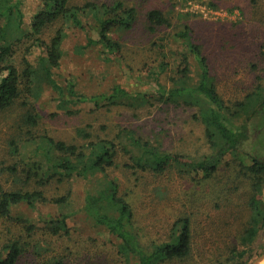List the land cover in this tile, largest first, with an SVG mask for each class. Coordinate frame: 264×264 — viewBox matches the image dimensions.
<instances>
[{"label": "trees", "instance_id": "1", "mask_svg": "<svg viewBox=\"0 0 264 264\" xmlns=\"http://www.w3.org/2000/svg\"><path fill=\"white\" fill-rule=\"evenodd\" d=\"M37 1L38 11L27 24L22 13L25 0H0V20H4L0 26V112L22 103L26 110L23 122L34 128L39 118L35 102L45 88L59 95V107L72 116L80 114V110H72L70 105L87 103L96 110L124 107L137 112L159 106L196 109L194 118L205 125L214 152L186 162L178 155L162 153L146 139L127 131L128 146L133 150L131 164L124 169L161 175L178 167L193 183L214 179L223 167L234 169L236 181L240 179L248 185L244 204L248 216L244 229L237 230L236 242L227 241L213 264H251L260 257L264 253V85L259 84L243 101L226 102L218 91L208 57L185 30L175 36L176 42L170 39L163 43L161 39L153 43L160 57L167 48L172 54L160 59L150 71L147 64L142 69L146 76L138 77L143 79L138 87L149 89L129 91L119 84L108 94L88 97L76 90L74 78L65 87L55 77L64 59L68 31L74 28L84 33L88 41L82 50L98 49L103 63L137 73L127 64L122 40L135 28L139 12L121 3L110 6L87 2L81 6L70 0ZM53 25L57 27L49 42L36 39L26 48L20 68L15 57L17 46ZM165 27H171V22L164 13H148L146 32L156 34ZM261 59L264 61V46ZM79 135L86 140L91 137L88 129L80 130ZM30 137L28 143L36 147L33 154L42 160L7 168L12 188L6 189L0 182V219L16 229L0 249V264H169L193 256V214L175 220L169 242L150 246L142 243L134 208L121 196V185L110 176L109 170L119 167V151L113 143H93L88 152L87 147L74 143L33 133ZM78 184L86 187L84 203L75 214L82 228L70 225L69 214L43 215L36 222L20 210L64 208L72 201ZM228 239L225 236L222 240Z\"/></svg>", "mask_w": 264, "mask_h": 264}, {"label": "rangeland", "instance_id": "2", "mask_svg": "<svg viewBox=\"0 0 264 264\" xmlns=\"http://www.w3.org/2000/svg\"><path fill=\"white\" fill-rule=\"evenodd\" d=\"M70 2L81 6L87 2L110 6L121 3L125 8L137 9V24L122 40L127 64L137 73L103 63L96 48L82 50L87 45V36L71 28L63 45L64 59L60 69L55 72L61 86L67 87L68 80L74 78L76 90L88 97L108 94L119 84L129 91L139 88L147 90V86L138 87V84L143 83V79L138 77L146 76L142 69L147 64L150 71V67L156 66L160 59L172 54L167 48L164 56L160 57L154 52L153 43L161 39H164L163 43L170 39L176 42L175 36L185 30H189V39L196 41L208 57L217 79L218 91L226 102L243 101L259 84L264 85V61L261 59L264 46V0ZM38 6L37 0H25L22 13L27 24L37 13ZM154 10L164 13L171 27L161 28L158 33L151 35L146 32V22L148 13ZM2 25L4 20H0ZM55 27L50 26L39 36L24 40V44L17 46L15 57L20 68L26 48L34 44L36 39L49 42ZM91 36L97 39L95 32ZM35 105L39 118L34 128L23 122L26 110L22 103L0 112V182L6 189L13 187L7 168L14 165L20 168L24 167V163L42 160L33 154L36 147L28 143L31 133L37 137L85 146L88 152L91 144L105 141L113 143L119 151V167L111 168L110 176L121 185V196L132 204L137 232L145 246L169 242L175 220L193 214V256L169 264H213L224 252L225 243L234 239L237 230L241 232L244 229L248 216L247 211H244L248 185L240 179L236 181L234 169L223 167L214 179L202 183H193L190 177L180 173L178 167H172L161 175L124 169L126 164H131L133 150L128 146V132L146 139L162 153L178 155L186 162L200 160L214 152L206 136L205 125L194 118L196 109L159 106L137 112L124 107L96 110L91 103H87L70 105L72 110H80V114L72 116L59 107V95L46 88ZM84 129H88L91 135L87 140L79 135V131ZM77 188L69 205L57 211L50 207H39L35 212H29L26 208L20 210L36 222L43 215L56 212L69 214L72 215L68 220L70 225L82 228L75 214L84 203L86 187L85 184H78ZM216 205L222 209H217ZM15 231L11 223L0 219V249ZM225 236H229V239L222 240ZM233 241L236 242V239Z\"/></svg>", "mask_w": 264, "mask_h": 264}, {"label": "water", "instance_id": "3", "mask_svg": "<svg viewBox=\"0 0 264 264\" xmlns=\"http://www.w3.org/2000/svg\"><path fill=\"white\" fill-rule=\"evenodd\" d=\"M264 255L260 256L259 258H257L253 264H264V262H260V260L262 259Z\"/></svg>", "mask_w": 264, "mask_h": 264}, {"label": "bare ground", "instance_id": "4", "mask_svg": "<svg viewBox=\"0 0 264 264\" xmlns=\"http://www.w3.org/2000/svg\"><path fill=\"white\" fill-rule=\"evenodd\" d=\"M260 262H264V256L262 257V259L260 260Z\"/></svg>", "mask_w": 264, "mask_h": 264}]
</instances>
